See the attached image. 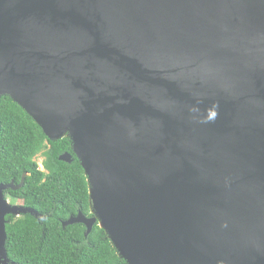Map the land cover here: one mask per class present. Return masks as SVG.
Here are the masks:
<instances>
[{
    "label": "water",
    "instance_id": "1",
    "mask_svg": "<svg viewBox=\"0 0 264 264\" xmlns=\"http://www.w3.org/2000/svg\"><path fill=\"white\" fill-rule=\"evenodd\" d=\"M68 138L126 264H264V0H0V98ZM64 153L59 161L70 163ZM0 185V264H9Z\"/></svg>",
    "mask_w": 264,
    "mask_h": 264
},
{
    "label": "trees",
    "instance_id": "2",
    "mask_svg": "<svg viewBox=\"0 0 264 264\" xmlns=\"http://www.w3.org/2000/svg\"><path fill=\"white\" fill-rule=\"evenodd\" d=\"M64 153L70 163L59 161ZM42 156L43 171L37 156ZM22 187L5 197L35 210L30 215L6 217L5 249L9 264H126L105 232L94 225L85 237L81 224L63 227L70 217L90 214L87 178L68 138L50 141L37 124L10 98H0V185Z\"/></svg>",
    "mask_w": 264,
    "mask_h": 264
},
{
    "label": "rangeland",
    "instance_id": "3",
    "mask_svg": "<svg viewBox=\"0 0 264 264\" xmlns=\"http://www.w3.org/2000/svg\"><path fill=\"white\" fill-rule=\"evenodd\" d=\"M36 162H37V164H38V169L39 170H41V171H43V167H42V162H43V158H42V156H37V158H36ZM8 203H9V201L10 200H6ZM13 203V202H12ZM14 203H16V204H11V202L9 203L10 205H16V206H19L18 204H17V202H14ZM17 218V217H16Z\"/></svg>",
    "mask_w": 264,
    "mask_h": 264
},
{
    "label": "flooded vegetation",
    "instance_id": "4",
    "mask_svg": "<svg viewBox=\"0 0 264 264\" xmlns=\"http://www.w3.org/2000/svg\"><path fill=\"white\" fill-rule=\"evenodd\" d=\"M14 185H15V184H14ZM7 191H8V190H7ZM7 191L4 192V196H6L5 193H7ZM5 198H6V197H5ZM6 200H8V199L6 198ZM10 202H11V204H16V203H14V202L12 203V201H9V203H10ZM15 202H17V204H18L19 206H24V203H23L22 201H20V200H19V201H15Z\"/></svg>",
    "mask_w": 264,
    "mask_h": 264
},
{
    "label": "clouds",
    "instance_id": "5",
    "mask_svg": "<svg viewBox=\"0 0 264 264\" xmlns=\"http://www.w3.org/2000/svg\"><path fill=\"white\" fill-rule=\"evenodd\" d=\"M16 218V217H15ZM18 218V217H17Z\"/></svg>",
    "mask_w": 264,
    "mask_h": 264
}]
</instances>
